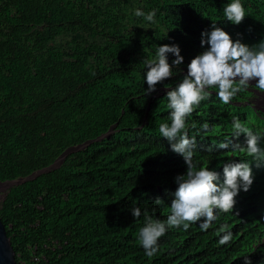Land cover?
<instances>
[{
    "label": "trees",
    "instance_id": "trees-1",
    "mask_svg": "<svg viewBox=\"0 0 264 264\" xmlns=\"http://www.w3.org/2000/svg\"><path fill=\"white\" fill-rule=\"evenodd\" d=\"M229 2L0 0V183L26 178L82 146L58 167L5 191L0 221L15 264H244L246 256L264 264V162L241 150L245 138L237 140L232 128L238 116L264 136L252 86L228 105L218 89H208L211 97L186 122L196 140L193 163L215 170L218 185L225 163H250L249 191L241 189L233 211L217 209L207 231L202 220L187 231L170 228L152 258L138 239L145 212L167 219L174 178L186 172L159 125L171 123L167 91L207 48L201 33L215 24L248 46L264 41V0H242L240 25L226 20ZM136 9H156L155 23L135 16ZM164 44L179 45L184 62L147 95L143 60L154 59ZM174 59L169 53L168 62ZM221 142L229 148L218 149ZM221 229L232 233L228 244H219Z\"/></svg>",
    "mask_w": 264,
    "mask_h": 264
},
{
    "label": "clouds",
    "instance_id": "clouds-1",
    "mask_svg": "<svg viewBox=\"0 0 264 264\" xmlns=\"http://www.w3.org/2000/svg\"><path fill=\"white\" fill-rule=\"evenodd\" d=\"M156 9L145 14L136 9L135 16L143 17L149 23H155ZM226 20L234 25H240L246 17L242 0H230L223 9ZM205 50L191 59L187 65V73L175 88L168 90V107L171 109V123H161L159 132L163 138L171 143V150L183 157L187 165L186 172L177 175V188L173 193L170 204V214L166 220L152 219L144 213V226L138 230V239L147 257L152 258L159 252L158 241L166 235L170 228H180L187 231L192 223L202 220L200 228L207 231L212 222L217 219L215 211H233L236 197L241 189L249 191L254 181L250 163L243 161H228L223 165V182L215 183L219 174L209 167L197 166L193 163V147L195 137L189 138L187 118L200 106L201 102L211 97L210 88L218 89L216 95L221 103L228 105L238 93L254 86L260 93H264V41L254 46H248L240 39L233 40L231 35L215 24L211 31L201 33V47ZM179 45L164 44L158 47L154 59H144V80L147 84V95L157 90L156 86L173 77V69L184 62L180 54ZM175 59L170 64L168 54ZM255 80V85L250 82ZM195 125H193L194 127ZM234 137L239 140L244 136L242 151L252 158V161L264 162V147L261 140L264 136L254 133L252 128L242 122L238 116H232ZM201 130L207 134L209 124L201 125ZM199 134V133H197ZM228 142H221L218 149H228ZM233 147H241L234 144ZM156 199V203H160ZM132 215L137 220L141 217L139 207L132 208ZM224 231L219 239L220 245L228 244L232 240V233ZM244 264H251L248 256L243 257Z\"/></svg>",
    "mask_w": 264,
    "mask_h": 264
},
{
    "label": "water",
    "instance_id": "water-1",
    "mask_svg": "<svg viewBox=\"0 0 264 264\" xmlns=\"http://www.w3.org/2000/svg\"><path fill=\"white\" fill-rule=\"evenodd\" d=\"M80 148H82V146L65 150L58 156V158L48 168L42 169L38 172H34L33 174H31L26 178L3 182L1 184L18 185L27 180H32L35 176L39 175L40 173L48 172L49 170L58 167V165L60 164V162L62 161V159L66 154L70 153L71 151H74L75 149H80ZM0 264H15V254L10 244V241L5 234V230L1 221H0Z\"/></svg>",
    "mask_w": 264,
    "mask_h": 264
},
{
    "label": "rangeland",
    "instance_id": "rangeland-1",
    "mask_svg": "<svg viewBox=\"0 0 264 264\" xmlns=\"http://www.w3.org/2000/svg\"><path fill=\"white\" fill-rule=\"evenodd\" d=\"M252 85H255L256 81L253 80L250 82ZM252 95L250 102L253 106V108L256 111H259L264 116V93H260L258 89H256L254 86H252ZM11 184H1L0 183V203L4 197L5 191L10 187Z\"/></svg>",
    "mask_w": 264,
    "mask_h": 264
}]
</instances>
